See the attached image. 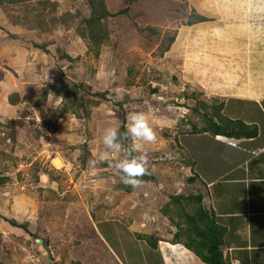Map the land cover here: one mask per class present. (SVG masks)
Wrapping results in <instances>:
<instances>
[{"label":"rangeland","instance_id":"374dc122","mask_svg":"<svg viewBox=\"0 0 264 264\" xmlns=\"http://www.w3.org/2000/svg\"><path fill=\"white\" fill-rule=\"evenodd\" d=\"M103 1L111 13L125 11L106 18L101 42L76 31L86 0L0 4V264H111L108 247L126 264H159L133 236L172 227L161 211L169 196L202 187L183 161L200 166L216 149L211 134L190 133L202 123L190 106L226 103L229 94L264 99L259 0ZM194 12L207 19L190 23ZM79 97L83 106L70 105ZM132 111L150 114L157 140L139 142L150 174L124 190L114 168L90 161L104 129L122 114L126 127Z\"/></svg>","mask_w":264,"mask_h":264},{"label":"crops","instance_id":"0c3cea01","mask_svg":"<svg viewBox=\"0 0 264 264\" xmlns=\"http://www.w3.org/2000/svg\"><path fill=\"white\" fill-rule=\"evenodd\" d=\"M229 95L224 109L231 107L233 114L228 116L255 124L257 132L247 138L212 135L216 149L206 156L211 161L205 160L200 166L194 161V170L203 181L200 184L196 180L202 187L196 188V184L195 190L201 192L203 204L213 210L216 220L225 227L221 248L225 264H264V99ZM158 229L150 232L160 237L156 247L133 237L155 252L159 264H205L181 243L166 239L175 230L173 224L170 229ZM108 250L111 264H126L119 253L109 247Z\"/></svg>","mask_w":264,"mask_h":264},{"label":"trees","instance_id":"16d2710c","mask_svg":"<svg viewBox=\"0 0 264 264\" xmlns=\"http://www.w3.org/2000/svg\"><path fill=\"white\" fill-rule=\"evenodd\" d=\"M16 0H0V4L3 2H15ZM89 7V14L81 19V25L77 26V33L80 37L101 42L103 39L107 38L108 28L106 25V18L123 12L121 10L115 13H111L107 8L103 0H86ZM191 19L190 23L195 21L206 20L204 15L199 13H192L189 16ZM56 18H50V20L56 21ZM148 30L154 32L155 29L148 27ZM61 56L67 60H71L72 57L64 52H61ZM73 93V92H72ZM101 97L103 94L97 92ZM10 100L12 103L15 102L14 98ZM79 98L70 99V105H74L77 101L79 105H84L81 103ZM39 111L42 112V119L46 120V116L43 112L41 102L35 103ZM224 102H212L207 103L202 100H196L194 104L190 107V111L193 110L196 114L202 117V123L200 126H196L194 123L189 124L192 134L207 132L213 136L222 135L226 137L235 138H247L252 137L256 134L257 129L255 124L245 123L242 119L232 118L224 114L223 106ZM69 104H62L58 108L60 112L67 110ZM84 108V107H83ZM57 110V111H58ZM52 114H56V110L52 111ZM125 117L122 114V125L121 131L125 132ZM14 123L9 121V124ZM189 129V131H190ZM127 144L128 140L125 142ZM84 154L88 157L89 152L86 146H82ZM82 153V161H85V155ZM184 164L191 166L194 165L192 159L183 161ZM190 181L198 179L202 184L203 181L199 178L198 174L194 173L193 176L188 177ZM124 190L128 189V186L122 184L121 186ZM163 214H168V218L171 224L174 225L175 230L171 233V237L166 238L171 242L181 243L184 247L192 251L202 262L205 264H225L224 257L222 255V245L223 236L225 232V227L216 220L214 212L212 209L206 207L202 202V194L200 191L197 192H187V193H176L171 194L161 208ZM10 225L17 227H25V224L16 222L15 220H8ZM140 239L144 240L150 247H156L157 240L160 238L158 234L148 233V234H136ZM48 257L51 260L50 254ZM70 264H82L79 261H72Z\"/></svg>","mask_w":264,"mask_h":264},{"label":"clouds","instance_id":"9594fccd","mask_svg":"<svg viewBox=\"0 0 264 264\" xmlns=\"http://www.w3.org/2000/svg\"><path fill=\"white\" fill-rule=\"evenodd\" d=\"M264 4V0H259ZM39 125V120L37 121ZM122 125L117 121L103 131L102 149L97 157L90 161L95 169L100 164L107 163L116 170L120 181L132 188L142 186V177L150 174L149 156L139 142L154 143L157 133L151 124V116L145 111H132L127 116L126 131H121ZM129 139L137 141V145L125 143Z\"/></svg>","mask_w":264,"mask_h":264},{"label":"water","instance_id":"95a60500","mask_svg":"<svg viewBox=\"0 0 264 264\" xmlns=\"http://www.w3.org/2000/svg\"><path fill=\"white\" fill-rule=\"evenodd\" d=\"M38 242H39V240H37ZM40 247H41V245H40ZM43 254H44V258H45V260H47L48 262L50 261V258L48 257V255L46 254V251L45 250H43ZM52 264H56V262L55 261H52Z\"/></svg>","mask_w":264,"mask_h":264},{"label":"built area","instance_id":"2783aa9c","mask_svg":"<svg viewBox=\"0 0 264 264\" xmlns=\"http://www.w3.org/2000/svg\"><path fill=\"white\" fill-rule=\"evenodd\" d=\"M232 144H235L234 142Z\"/></svg>","mask_w":264,"mask_h":264},{"label":"bare ground","instance_id":"6f19581e","mask_svg":"<svg viewBox=\"0 0 264 264\" xmlns=\"http://www.w3.org/2000/svg\"><path fill=\"white\" fill-rule=\"evenodd\" d=\"M54 161V160H53ZM54 163V162H53ZM57 163V162H56Z\"/></svg>","mask_w":264,"mask_h":264}]
</instances>
